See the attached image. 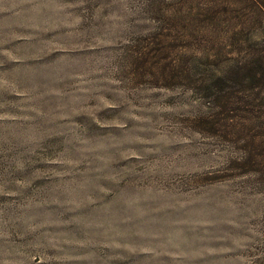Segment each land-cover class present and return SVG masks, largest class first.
<instances>
[{
	"label": "rangeland",
	"instance_id": "1",
	"mask_svg": "<svg viewBox=\"0 0 264 264\" xmlns=\"http://www.w3.org/2000/svg\"><path fill=\"white\" fill-rule=\"evenodd\" d=\"M263 50L264 0H0V264H264V121L213 84Z\"/></svg>",
	"mask_w": 264,
	"mask_h": 264
},
{
	"label": "trees",
	"instance_id": "2",
	"mask_svg": "<svg viewBox=\"0 0 264 264\" xmlns=\"http://www.w3.org/2000/svg\"><path fill=\"white\" fill-rule=\"evenodd\" d=\"M262 52L243 60L237 59L233 64L230 63L229 67L214 79L213 84L219 88V91L225 90L232 98L235 97L237 103L234 109L244 113L257 111L259 113L257 118L264 121V94L262 93V90L264 91V53ZM218 98L215 97L216 108L221 109L220 111L225 110L226 105L216 104ZM227 101L224 98V102L228 103Z\"/></svg>",
	"mask_w": 264,
	"mask_h": 264
}]
</instances>
